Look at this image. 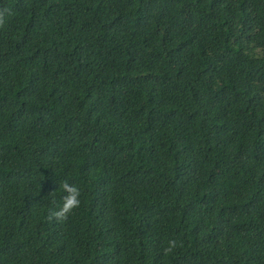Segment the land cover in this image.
I'll return each mask as SVG.
<instances>
[{
    "label": "trees",
    "instance_id": "16d2710c",
    "mask_svg": "<svg viewBox=\"0 0 264 264\" xmlns=\"http://www.w3.org/2000/svg\"><path fill=\"white\" fill-rule=\"evenodd\" d=\"M0 264H264V0H0Z\"/></svg>",
    "mask_w": 264,
    "mask_h": 264
},
{
    "label": "clouds",
    "instance_id": "9594fccd",
    "mask_svg": "<svg viewBox=\"0 0 264 264\" xmlns=\"http://www.w3.org/2000/svg\"><path fill=\"white\" fill-rule=\"evenodd\" d=\"M62 196L58 206L52 212V216L57 219H64L70 216L74 210L81 205V192L79 187L75 184L65 181L61 186ZM179 241L176 239H169L165 248L166 252H170L178 247Z\"/></svg>",
    "mask_w": 264,
    "mask_h": 264
}]
</instances>
